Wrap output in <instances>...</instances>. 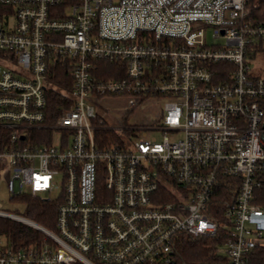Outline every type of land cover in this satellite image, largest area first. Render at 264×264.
<instances>
[{
	"label": "built area",
	"instance_id": "obj_1",
	"mask_svg": "<svg viewBox=\"0 0 264 264\" xmlns=\"http://www.w3.org/2000/svg\"><path fill=\"white\" fill-rule=\"evenodd\" d=\"M247 2L0 0V178L10 198L58 205L53 231L0 211L43 236L0 235V264H171L179 235L218 230L224 264H251L264 248V68L251 74L264 22ZM105 62L123 77L103 79ZM55 64L68 88L51 84ZM114 96L161 98V114L111 128L100 100ZM220 187L232 199L217 222Z\"/></svg>",
	"mask_w": 264,
	"mask_h": 264
},
{
	"label": "trees",
	"instance_id": "obj_2",
	"mask_svg": "<svg viewBox=\"0 0 264 264\" xmlns=\"http://www.w3.org/2000/svg\"><path fill=\"white\" fill-rule=\"evenodd\" d=\"M248 6L252 9V16L255 20L264 22V0H248ZM256 6L255 9L253 7ZM51 71L53 77L51 84L55 87L68 88L70 82L68 80V71L64 65L55 64ZM103 79L121 78L118 65L105 62ZM64 103V98L57 91L47 92L46 110L50 114H56V111ZM36 133H32V139L36 137ZM98 140L104 144L118 142V138L114 131L103 130L96 133ZM35 141V140H34ZM232 193L227 188L220 187L212 200L214 211L210 213V217L220 222L222 220V212L230 203ZM10 201L19 203L22 206L21 217L28 219L39 226L54 230V222L56 217L57 203L55 201H44L39 198H32L28 195L10 198ZM20 216V215H19ZM0 235L5 236L15 247H26L31 244H39L42 241L41 233L36 230L12 220L0 218ZM225 241V232L218 230L212 236L191 237L186 234L179 235L175 244V252L171 264H224V258L218 253L220 247ZM251 264H264V248L255 249L252 253Z\"/></svg>",
	"mask_w": 264,
	"mask_h": 264
},
{
	"label": "rangeland",
	"instance_id": "obj_3",
	"mask_svg": "<svg viewBox=\"0 0 264 264\" xmlns=\"http://www.w3.org/2000/svg\"><path fill=\"white\" fill-rule=\"evenodd\" d=\"M212 30L208 29L206 31V36L209 43H213V40L210 39ZM251 74L252 75H261L264 68V57H258L254 63L251 65ZM101 104L107 110V113L104 114V121L111 128L118 129L120 126L124 127L125 125H132L135 127L141 126H151L152 121H155L159 118L163 100L161 98H145L136 100L131 96H114V97H105L100 100ZM124 121V124L121 125V121ZM116 133L123 137V133L116 131ZM147 139H155L157 143L163 141L164 134L159 131H148L146 133ZM170 140L181 138L180 135L172 136L171 134L167 135ZM6 183L3 177L0 178V211L22 215V206L14 201H10V196L6 191Z\"/></svg>",
	"mask_w": 264,
	"mask_h": 264
}]
</instances>
